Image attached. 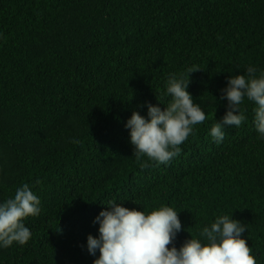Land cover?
<instances>
[{
	"label": "trees",
	"instance_id": "1",
	"mask_svg": "<svg viewBox=\"0 0 264 264\" xmlns=\"http://www.w3.org/2000/svg\"><path fill=\"white\" fill-rule=\"evenodd\" d=\"M250 65L264 70V0H0V201L25 183L41 200L25 221L30 240L0 248V264H93L87 236L108 200L173 207L177 248L233 214L264 264L253 103L222 143L209 135L227 110V78ZM170 73L189 79L208 119L169 164L137 161L125 124L133 111L146 117V103L167 104Z\"/></svg>",
	"mask_w": 264,
	"mask_h": 264
},
{
	"label": "clouds",
	"instance_id": "2",
	"mask_svg": "<svg viewBox=\"0 0 264 264\" xmlns=\"http://www.w3.org/2000/svg\"><path fill=\"white\" fill-rule=\"evenodd\" d=\"M257 72L250 65L245 74L227 78L220 97L227 100V110L209 132L215 143L223 142L226 128H239L248 119L241 107L245 100L254 105L252 123L259 138L264 139V70H259L258 75ZM188 84L189 79L170 73L164 93L170 97L167 104L158 99V104L146 103V117L132 112L125 128L129 130L132 156L137 161L147 157L157 165L169 164L180 155V146L196 126L208 119L187 90ZM160 104L165 105L163 110ZM102 204L107 208L93 220V224L99 225L98 236H87V252L96 257L93 264H257L243 235L247 225L234 219L233 214L217 215L214 222L200 229L197 236L190 235L177 248L175 240L182 222L173 207L160 206L146 212L115 200ZM40 212L41 200L27 183L16 189L14 197L0 201V248L27 244L31 230L25 221Z\"/></svg>",
	"mask_w": 264,
	"mask_h": 264
}]
</instances>
